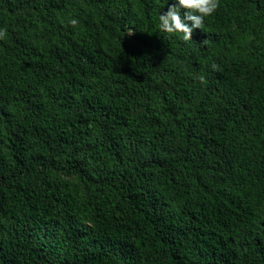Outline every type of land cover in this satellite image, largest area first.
I'll return each mask as SVG.
<instances>
[{
	"label": "trees",
	"instance_id": "trees-1",
	"mask_svg": "<svg viewBox=\"0 0 264 264\" xmlns=\"http://www.w3.org/2000/svg\"><path fill=\"white\" fill-rule=\"evenodd\" d=\"M173 3L0 0V264H264V0Z\"/></svg>",
	"mask_w": 264,
	"mask_h": 264
},
{
	"label": "clouds",
	"instance_id": "clouds-1",
	"mask_svg": "<svg viewBox=\"0 0 264 264\" xmlns=\"http://www.w3.org/2000/svg\"><path fill=\"white\" fill-rule=\"evenodd\" d=\"M219 7V0H175L167 11L159 14V30L172 34L182 33L185 41L191 40L194 29H202L206 17H210ZM183 10V12L181 11ZM191 22V26H189ZM72 26L78 24V20L70 19ZM128 35H134L133 29H128ZM7 35V30L0 29V39ZM206 44V40L202 41ZM213 71H219V65L213 63L211 65ZM202 84L207 81L203 75L197 77Z\"/></svg>",
	"mask_w": 264,
	"mask_h": 264
}]
</instances>
